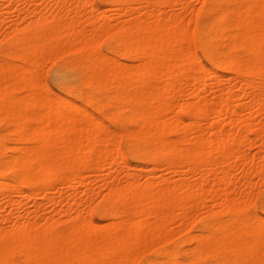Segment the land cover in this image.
Segmentation results:
<instances>
[{
	"label": "bare ground",
	"instance_id": "6f19581e",
	"mask_svg": "<svg viewBox=\"0 0 264 264\" xmlns=\"http://www.w3.org/2000/svg\"><path fill=\"white\" fill-rule=\"evenodd\" d=\"M198 1L0 11V264H178L184 243L188 264H264V0ZM64 52L59 94L39 73Z\"/></svg>",
	"mask_w": 264,
	"mask_h": 264
},
{
	"label": "rangeland",
	"instance_id": "374dc122",
	"mask_svg": "<svg viewBox=\"0 0 264 264\" xmlns=\"http://www.w3.org/2000/svg\"><path fill=\"white\" fill-rule=\"evenodd\" d=\"M189 2H188V4L189 5H191V6H193V8H197V7H199L200 5H201V3H200V1H192V0H188ZM192 1V2H191ZM12 2H14V0H11V1H8V0H0V11H4L5 9H7L6 7H5V5L7 4V3H9V4H12ZM97 2H98V4H99V6L100 7H104V5H107V2H106V0L104 1V0H97ZM23 5V6H22ZM7 6V5H6ZM25 6H27L26 4H25V2H23L22 1V4H18V6L16 5V7L15 8H19V12H20V15L23 13L22 11H24V9L26 8ZM180 4H177V5H175V6H173L174 8H175V10L177 9H179L180 10ZM20 7H21V11H20ZM23 7H25V8H23ZM13 9H9V10H7V11H9V12H6V14L7 15H5V17H7V18H5V22H8V21H10L11 20V23L13 22V20H17L16 18H18L19 19V14H18V9H15V10H13ZM169 10H171V8L170 7H167L166 8V11H169ZM87 13V10H85V14ZM94 13H97V11H95L94 10ZM16 14H18L17 16H16ZM84 14V13H83ZM108 14L109 15H112L113 14V11H109L108 12ZM10 18V19H9ZM15 18V19H14ZM9 24H10V22H8ZM113 23L114 24H116V22H114L113 21ZM103 43H104V45H103ZM102 47V48H101ZM103 47H105V48H103ZM100 48H101V50H102V52H105L106 54H110L112 57H114V58H116V59H118L119 61H121V62H123V63H125L126 65H129V66H134L135 64L134 63H136L137 61L136 60H134V59H132V58H130V57H123V56H120L117 52H115V51H108L107 49H108V46H107V43H106V41L105 40H103V41H101V43H100ZM195 50H196V54H197V56H198V58H199V60L201 61V63L203 64V65H205V66H207V67H209V68H211V69H213V70H215V69H217V63L216 62H210V61H208L207 59H205L206 57L204 56V54L202 53V51L199 49V47L197 46V45H195ZM201 54V55H200ZM119 55V56H118ZM75 56H77V53H73V52H64V53H62V54H60L59 56H57L56 58H54V59H52V60H47V61H45V63L46 64H48V65H46L45 63L43 64V68L40 70V73H39V77L41 76L40 74L42 73V78L40 77V79H43L42 80V82H44L50 89H51V91L53 90V92L55 93H59V94H62L63 92L59 89V88H57L56 86H54V84H53V82H52V80H51V74H52V72L54 71V70H56V69H59V68H57V67H60V68H65L66 66H67V62L70 60V59H72L73 57H75ZM66 59H68V60H66ZM63 60V61H62ZM131 60V61H130ZM133 64V65H132ZM213 64V65H212ZM67 68V67H66ZM43 70H45V71H43ZM53 70V71H52ZM73 70H75V71H79V68L78 67H74L73 68ZM44 73V74H43ZM223 73V72H222ZM76 80H75V83H77L79 86H81L82 87V81H81V79H82V77L79 75V74H76ZM80 80V81H79ZM80 83V84H79ZM102 93V94H101ZM105 93H107V91L106 90H98L97 91V94L99 95V96H101V95H107V94H105ZM103 97V96H102ZM73 99H76L77 100V97H72ZM92 111H93V113L95 114V115H98V116H103V112L101 111V112H96V111H94L93 109H91ZM0 133H2L3 134V136L4 137H6L7 136V132H6V130H4V129H1L0 128ZM121 131V130H120ZM6 135V136H5ZM260 142V141H259ZM262 143H264V141H262ZM258 145V144H257ZM253 146L252 148L250 147L249 149V151H250V153H256V151L258 152V147L259 146ZM119 147H120V150L123 152V155L125 156V157H127L128 159H129V161L130 162H132V163H134L135 162V160H134V158H132L131 157V155H130V153L127 151V149H126V147H125V144H124V142H122V141H120L119 142ZM255 147V148H254ZM257 147V148H256ZM257 149V150H256ZM262 171H263V173H264V163H262ZM164 171L162 170V173H163ZM165 173V172H164ZM174 178H176V175L175 176H173ZM102 188V187H101ZM100 188V190H102ZM263 200L264 199V192H263V190H261L257 195H256V197L253 199V204L248 208V212H252V213H255V214H257V215H259V216H262V217H264V213H263V211H264V206L262 205V201L261 200ZM260 200V201H259ZM32 203L33 202H30L29 204H28V206L27 207H30L31 205H32ZM254 208V209H253ZM261 208V209H260ZM7 211L5 210L4 212H2V213H6ZM197 216V215H196ZM194 216L193 218L194 219H191V221H190V223H189V230H190V232H192V233H195V232H198L199 231V216ZM196 217V218H195ZM91 218L94 220V221H101V219L99 218V216H98V214H97V212L94 210V211H92L91 212ZM185 246V247H184ZM192 246V244H190V243H184V244H182V250L183 251H185L186 250V248H189V247H191ZM185 249V250H184ZM182 250L181 251H179L178 252V254L177 255H180V256H177V261H178V264H188L187 262V253H186V251L185 252H182ZM185 253V255H183ZM183 255V256H182ZM186 257V258H185ZM150 258V259H149ZM145 260V261H144ZM150 262H149V261ZM154 260V261H153ZM159 260H160V257L159 256H157V255H155L154 254V252L152 251V250H148V251H145V252H143V253H141V255H140V257L138 258V260L135 262V264H159ZM212 259L210 258V257H205V258H203V260L201 261V262H199V263H197V262H194L195 264H203L204 262H209V261H211ZM148 261V262H147ZM183 261V262H182ZM187 261V262H186ZM147 262V263H146ZM193 263V264H194Z\"/></svg>",
	"mask_w": 264,
	"mask_h": 264
}]
</instances>
